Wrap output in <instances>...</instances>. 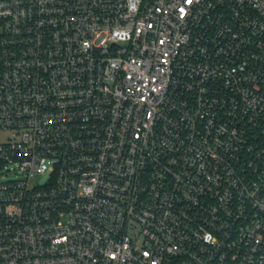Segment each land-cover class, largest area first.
<instances>
[{
  "label": "built area",
  "instance_id": "built-area-1",
  "mask_svg": "<svg viewBox=\"0 0 264 264\" xmlns=\"http://www.w3.org/2000/svg\"><path fill=\"white\" fill-rule=\"evenodd\" d=\"M0 166V264H264V0H0Z\"/></svg>",
  "mask_w": 264,
  "mask_h": 264
},
{
  "label": "rangeland",
  "instance_id": "rangeland-1",
  "mask_svg": "<svg viewBox=\"0 0 264 264\" xmlns=\"http://www.w3.org/2000/svg\"><path fill=\"white\" fill-rule=\"evenodd\" d=\"M48 174L36 175L31 180V187L43 186L48 181ZM15 179V175L8 173L5 167L0 166V181H8Z\"/></svg>",
  "mask_w": 264,
  "mask_h": 264
},
{
  "label": "clouds",
  "instance_id": "clouds-1",
  "mask_svg": "<svg viewBox=\"0 0 264 264\" xmlns=\"http://www.w3.org/2000/svg\"><path fill=\"white\" fill-rule=\"evenodd\" d=\"M209 239H210V237H209Z\"/></svg>",
  "mask_w": 264,
  "mask_h": 264
}]
</instances>
